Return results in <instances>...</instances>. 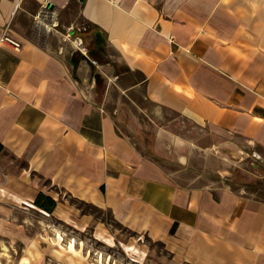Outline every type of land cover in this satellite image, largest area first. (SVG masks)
Returning a JSON list of instances; mask_svg holds the SVG:
<instances>
[{
  "label": "crops",
  "instance_id": "0c3cea01",
  "mask_svg": "<svg viewBox=\"0 0 264 264\" xmlns=\"http://www.w3.org/2000/svg\"><path fill=\"white\" fill-rule=\"evenodd\" d=\"M6 25L22 47L0 44V234L26 244L19 260L45 254L40 239L12 234L21 197L58 195L40 177L162 244L156 264H264V0H0ZM111 87L209 141L160 124L150 156L107 108ZM241 171L252 182L237 183ZM80 215L81 228L93 220Z\"/></svg>",
  "mask_w": 264,
  "mask_h": 264
},
{
  "label": "rangeland",
  "instance_id": "374dc122",
  "mask_svg": "<svg viewBox=\"0 0 264 264\" xmlns=\"http://www.w3.org/2000/svg\"><path fill=\"white\" fill-rule=\"evenodd\" d=\"M70 13L71 15L67 16V23L74 22L76 10L70 8ZM60 17H57L56 26L58 25V30L66 33V27H70L71 25L67 24L66 27H63L58 24V18ZM32 20L36 28L42 27L43 16L41 14L36 15V19L32 17ZM51 20L53 23L54 18H51ZM57 27L54 28L57 29ZM38 31L41 36L46 35L42 31V28ZM69 39L75 41L72 36ZM58 41L64 45V48L66 47L65 44L70 45L69 41L64 42L60 38ZM73 43L74 45L77 44L76 42ZM93 59V64L98 63L96 58ZM131 98L136 100L137 107L128 98L124 97L119 92V89L111 87L105 103L112 113L113 111L115 112V116L118 118L116 123L122 129V132L125 130L124 133L127 132L132 141L143 152L150 154V156L154 155V137L160 124H165L168 130L184 138H194L198 142L209 141V138H206L203 132L198 130L195 125L176 113L166 112L161 120L154 121L153 113L154 109L157 108L156 105L142 98L141 94L137 92ZM120 126H124V128ZM130 130L133 131L130 133ZM164 142L165 144L169 143L166 138ZM155 158L157 160L158 157ZM168 160L172 161L170 158ZM160 163L170 171L177 170V166L172 164V162L164 160ZM233 177L237 183H243L244 181L252 182V179H254V176L247 173V171L235 172ZM185 178V175H180V179ZM38 184L42 189L49 188V190H56L58 192V195H55L56 200L53 198L56 202L53 210L47 212L36 206L34 201L37 194L32 201L29 200V196L21 197L18 201V209L11 212V217L14 223H16V226L12 229L13 235H17L20 238L33 237L40 239L41 252L45 253L39 256L42 264H138V262L154 264L156 260L152 258L153 254L164 252L162 244L153 242L144 236H141L139 239L136 233L116 222L109 210L98 208L89 202L81 201L65 191L60 192L54 189L44 178L39 177ZM260 189L263 190H259L256 197L264 201V187ZM42 193L46 194L45 191ZM60 203L64 205L62 206ZM74 208H77L78 211ZM82 213L91 216L93 219L88 226L83 228L76 226V220L80 218V214ZM95 221L102 222L106 230L110 232L106 235V238L99 237V232H96L94 229ZM6 230L7 234H0L1 252L5 253L3 254L4 264H28L30 260H19L20 251L25 248L26 244L20 240L11 243L6 238V235H11V230ZM59 235L61 239L58 238ZM70 242H72V247H70ZM126 246L128 247V251ZM30 258L32 259V257Z\"/></svg>",
  "mask_w": 264,
  "mask_h": 264
},
{
  "label": "trees",
  "instance_id": "16d2710c",
  "mask_svg": "<svg viewBox=\"0 0 264 264\" xmlns=\"http://www.w3.org/2000/svg\"><path fill=\"white\" fill-rule=\"evenodd\" d=\"M3 151V145L0 142V153ZM34 204L38 207H40L41 209L47 211V212H51L53 210V208L56 205L55 200L49 196L46 195L42 192H40L37 196L36 199L34 201Z\"/></svg>",
  "mask_w": 264,
  "mask_h": 264
},
{
  "label": "built area",
  "instance_id": "2783aa9c",
  "mask_svg": "<svg viewBox=\"0 0 264 264\" xmlns=\"http://www.w3.org/2000/svg\"><path fill=\"white\" fill-rule=\"evenodd\" d=\"M0 43L8 45V46H10L16 50H18L22 47L21 42L10 34L9 25H6L3 28V31L0 34Z\"/></svg>",
  "mask_w": 264,
  "mask_h": 264
},
{
  "label": "bare ground",
  "instance_id": "6f19581e",
  "mask_svg": "<svg viewBox=\"0 0 264 264\" xmlns=\"http://www.w3.org/2000/svg\"><path fill=\"white\" fill-rule=\"evenodd\" d=\"M30 205H31V206H34L33 204H30ZM58 238L61 239V236L59 235ZM70 247H72V242H70ZM126 249H127V251H128V247H127V246H126ZM23 261H24V259H23Z\"/></svg>",
  "mask_w": 264,
  "mask_h": 264
}]
</instances>
